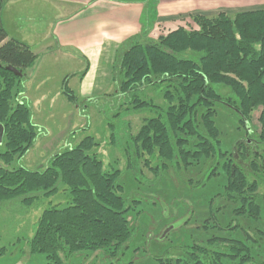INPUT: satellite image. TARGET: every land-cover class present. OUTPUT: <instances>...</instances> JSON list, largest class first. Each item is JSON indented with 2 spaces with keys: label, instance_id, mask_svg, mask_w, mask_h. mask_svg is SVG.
Returning a JSON list of instances; mask_svg holds the SVG:
<instances>
[{
  "label": "trees",
  "instance_id": "1",
  "mask_svg": "<svg viewBox=\"0 0 264 264\" xmlns=\"http://www.w3.org/2000/svg\"><path fill=\"white\" fill-rule=\"evenodd\" d=\"M7 2L0 0V122L5 126L0 143V202L19 199L30 206L40 198L56 195L59 187L65 185L70 203L44 211L29 241L32 253L45 255L48 264H62L65 258L85 250H102L115 257L133 238L134 227L128 214L132 206L122 194L120 169L105 168L93 151L100 148L93 135L51 156L43 169L11 167L13 159L17 155L22 158L38 138L32 108L24 99L18 100L25 91L27 71L35 66L38 55L30 44L10 37L1 16ZM154 13L155 20L156 9ZM193 18L200 29L188 31L181 27L160 36L158 41L148 36L155 21H144L142 32L128 37L118 48L113 85L119 102L129 98L134 110H149L143 103L137 104L138 93L149 85H164L169 103L167 111L159 110L157 116L146 119L136 136L126 130L129 138L124 152L127 167L133 172L143 152L151 155L158 149L161 157L174 163L182 161L186 168L191 166L190 159L198 164L212 158L217 163L206 175L211 180L220 166L219 160L227 155L219 139L214 103L226 104L241 117L242 123L261 107L263 130L259 137L264 142V8L239 11L232 16L221 12L214 17L197 14ZM6 65L22 69L26 75L17 77ZM218 84L229 87L231 96L217 93L214 85ZM64 88L75 105L83 102L84 107L89 106L90 101L79 99L67 83ZM110 126L115 135L117 126ZM247 131L253 136L252 131ZM251 140L241 142L224 164L228 180L223 194L237 205L235 214L255 220L262 211L256 194L259 185L257 181L250 182L248 171L237 163V157L241 159L238 149L251 144ZM259 156L262 157L257 154L248 162L255 173L260 169ZM227 226L229 230L240 229L239 224ZM223 240L213 238L207 247L194 244L186 257L162 263L258 264L242 240Z\"/></svg>",
  "mask_w": 264,
  "mask_h": 264
},
{
  "label": "rangeland",
  "instance_id": "2",
  "mask_svg": "<svg viewBox=\"0 0 264 264\" xmlns=\"http://www.w3.org/2000/svg\"><path fill=\"white\" fill-rule=\"evenodd\" d=\"M145 2L144 21L154 20L155 9L162 15L157 24L155 22L152 24L148 35L154 41L181 27L188 31L200 29L193 18L197 14L214 17L224 12L232 16L239 11L264 8V0H145ZM32 3L27 1L22 3L24 5L22 7L26 8L29 5L30 9H34L36 4ZM16 12V6L7 5L1 16L3 20H7ZM40 16V13H30L24 20V26L32 32L25 37L26 42L31 44L35 52L40 53L34 68L39 69L41 78L35 80L33 84L35 88H39L33 89L34 94L37 93L38 96L46 94V98L41 102L40 112H44V118L47 120L39 123L35 119L38 138L32 149L22 158L19 159L17 155L13 159L11 167L43 169L51 156L68 146L78 144L86 136L93 135L100 147L93 151L103 161L105 168L121 171L119 179L123 187L122 194L128 198L132 206L128 214L131 226L134 227L133 238L127 248L121 250L115 257L107 256L102 250H85L65 258L62 264L112 262L163 264V260L167 262L169 259L174 261L179 256L186 257L187 250L194 244L209 246L208 241L213 238L220 242H225L223 240L225 238L242 240L251 249L255 261L264 264V142L259 137L263 130L259 119L262 108L255 109L249 121L242 123L241 117L226 104H213L216 109L215 123L221 132L219 139L222 140V150L227 152V155L219 160L220 166L211 180L206 175H209L211 167L217 163L212 158L202 159L198 164L190 159L191 166L186 168L182 161L174 163L161 157L158 149L151 155L143 152L144 156L139 159L134 173L127 167V155L124 152L129 138L126 130L136 136L146 119L157 116L159 110L163 112L168 110L169 103L164 95L165 86L149 85L139 92L137 104L141 102L149 107V110L140 111L134 110V104L129 98L119 102L114 93V85L107 93L90 100L88 107H84L81 101L82 104L75 105L60 95L54 96L64 87V83L60 81L63 70L67 68L66 64H71L68 58L72 59V56L67 54L64 57L50 58L45 54L44 48L52 42L53 35L52 30L42 24V21H45ZM10 24L14 26L13 19L11 23L7 20V28L16 33L17 27L13 28ZM51 50L50 48L49 51ZM34 68H30V72ZM30 72L27 71V77ZM47 74L49 75L46 76ZM42 78L44 82L41 83ZM214 88L225 97L232 94L231 89L223 84L214 85ZM22 95L23 92L18 100L23 99ZM225 101L226 99L222 100ZM77 105L82 113L74 116L72 109ZM138 107L135 108L140 109ZM108 120L117 126L115 132L117 135H113ZM247 130L252 131L253 136H249ZM47 133H52L49 135L53 140L50 137L44 139ZM248 139L253 141L238 149L241 151V159L238 156L237 163L248 171L249 181H257L259 185L256 194L262 211L259 219L255 220L249 216L235 214L237 205L223 194L228 180L224 164L233 157L237 146ZM257 154H261L262 157L259 156L257 159L260 169L255 173L248 162ZM70 200L67 187L61 185L56 195L40 198L30 206L23 204L19 199L0 202V264H48L45 255L32 253L29 241L33 238L36 223L44 211L50 206H68ZM229 224L233 226L239 224L240 229L229 230L227 229Z\"/></svg>",
  "mask_w": 264,
  "mask_h": 264
},
{
  "label": "crops",
  "instance_id": "3",
  "mask_svg": "<svg viewBox=\"0 0 264 264\" xmlns=\"http://www.w3.org/2000/svg\"><path fill=\"white\" fill-rule=\"evenodd\" d=\"M27 1L36 4L34 6L37 9L36 7L30 9L29 5L26 8L22 7L24 6L22 3H27ZM7 5L17 7L16 14L12 18H7L8 23H11L13 19L14 26L10 25L13 28L17 27L16 33L8 30L7 20H3L2 17L10 37L19 39L28 45L30 43L26 42L25 37L32 32L26 29L24 20L30 13H40V18L45 21H42V24L47 25L53 35L52 42L44 48L45 54L50 58L64 57L67 54L72 56V59L67 57L71 64H66L67 68L63 70L60 82L67 83L79 99L87 101L107 93L113 86V66L118 48L128 37L142 32L146 15L145 0L139 2L130 0H8L4 9ZM156 13L155 24L162 17L158 9ZM50 48L51 51H49ZM35 54L40 58V53L35 52ZM85 69L86 73L81 76L80 72ZM38 70L37 68L31 72L30 69L28 70L30 74L23 82L25 91L22 98L32 108L33 121L35 122L36 119L40 123L46 121L47 118H44V112H40L41 102L43 98H46V94L42 93L40 96L37 93L34 94V89L39 87L35 88L33 84L35 80L41 78ZM63 88L59 89L54 96L60 95L69 102L70 99ZM72 110L74 116L79 112L82 113L79 106L73 107ZM49 134L47 133L44 139L51 138Z\"/></svg>",
  "mask_w": 264,
  "mask_h": 264
},
{
  "label": "water",
  "instance_id": "4",
  "mask_svg": "<svg viewBox=\"0 0 264 264\" xmlns=\"http://www.w3.org/2000/svg\"><path fill=\"white\" fill-rule=\"evenodd\" d=\"M1 65V64H0ZM6 69L13 72L15 76L24 77L26 74L23 72L22 69L16 68L12 65H6ZM4 133H5V126L0 122V143L3 142L4 139Z\"/></svg>",
  "mask_w": 264,
  "mask_h": 264
}]
</instances>
